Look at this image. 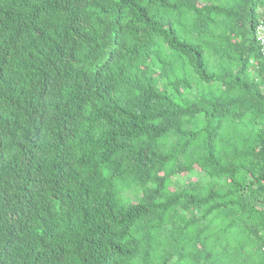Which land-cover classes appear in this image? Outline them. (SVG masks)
Returning <instances> with one entry per match:
<instances>
[{"label": "clouds", "instance_id": "1", "mask_svg": "<svg viewBox=\"0 0 264 264\" xmlns=\"http://www.w3.org/2000/svg\"><path fill=\"white\" fill-rule=\"evenodd\" d=\"M59 2L65 9L57 16L61 39L68 33L67 52L76 41L72 31L82 27L79 5L76 0ZM97 3L109 14L94 9L90 17L96 29L94 41L81 48L79 61L66 55L58 63L44 55L31 60L27 55L32 52L27 44L37 35L34 30L41 29L47 18L41 11L42 0H32L23 11L10 0H0L14 9L11 18L0 14V44L13 32L25 44L24 49L14 47L7 57L0 53V113L6 117L0 119V264H177L181 254L210 250L207 234L173 237L165 231L158 235L148 227L149 217L126 221L127 227L113 225L111 237L107 232L94 234L91 220L82 227L63 226L64 213L75 211L77 205L98 217L104 211L105 192L113 194L122 213L134 208L143 201L138 190H144L135 177L147 170L137 165L159 167L162 156L168 158L170 169H186V177L227 179L230 188L235 181L233 191L246 198L244 203L254 202L257 190L256 199L264 201V0ZM169 23L190 48L160 57L163 74L149 79L154 54L160 55L155 52L158 43L140 53L139 63H146L147 69L128 72L121 67L115 75L106 73V42L114 37L119 42L126 27L137 38H165ZM161 79L179 87L185 99V85L190 86L189 96L203 89L224 93L223 99L215 111L206 109L208 116L198 112L190 118L151 99L152 87ZM190 102L182 107L188 108ZM127 121L139 123V131L132 132ZM169 139L175 143L162 147ZM118 144L134 147L113 151ZM87 146L96 155L107 156L104 166L111 170V179H85L88 172L81 155ZM140 149L144 151L137 157ZM30 196L34 207L26 203ZM258 207L264 209V203ZM39 217H50L54 226L46 230ZM106 222L113 224L108 218ZM247 231L251 237L245 235L238 243L230 236L216 237L218 248L224 240L228 246L224 260L215 264H264V219L258 228L255 221L249 223ZM181 264L213 261L186 259Z\"/></svg>", "mask_w": 264, "mask_h": 264}, {"label": "trees", "instance_id": "2", "mask_svg": "<svg viewBox=\"0 0 264 264\" xmlns=\"http://www.w3.org/2000/svg\"><path fill=\"white\" fill-rule=\"evenodd\" d=\"M31 2L32 0H10V3L16 7H20L21 11L28 8ZM76 2L79 5V20L82 27L72 31V36L76 37V41L79 42L74 41L73 46L69 47L66 52L65 45L68 33L65 31L63 33L64 38L61 39L59 31L61 23L57 16V12L64 11L65 9L61 7L59 0H42L43 7L41 11L45 13L47 18L43 21L41 29L34 30L37 32V35L27 44V46L32 48V52L27 53L30 60L44 55L46 59H50V61L54 59L59 63L67 55L73 62L79 61L80 57L78 53L81 48L90 46L95 39L96 29L91 27L90 20V17L95 15L94 9H98L104 15H108L109 10L98 4L97 0H76ZM13 12V8H6L3 4H0V14H3L4 17L11 18ZM141 19L146 20V17L142 16ZM85 28H90L91 32L84 31ZM167 33L168 36L165 38L155 36L137 38L126 27L125 35L119 39V42L114 37L110 42L105 43L107 54L105 64L108 66L106 73L115 75L116 72L120 71L121 67L128 72L133 71V69L139 71V67L147 69L146 63H139L143 59L140 53L144 51L145 47L158 43L159 47L155 48V52H158L160 55L155 56L154 54L153 73L149 79L163 74L164 66L160 57L175 54L178 48H190V45L184 43L180 38V34L171 23L167 25ZM133 40L136 41L135 44H133ZM16 46H19L21 49L25 48V44L18 39V33L13 32L9 34L7 40L0 44V53L7 57L9 52ZM99 47L97 45V48ZM92 51H95V49H92ZM125 56L128 57L127 61H125ZM199 56L200 54L197 53L198 59ZM122 61H124L123 64L121 63ZM53 67H55V64H53ZM101 67H104V65H101ZM157 67L159 68V72L155 71ZM46 75V73H41L42 77ZM65 76L69 79L71 78L70 73L66 72ZM108 78L110 79V76ZM108 86L106 85V87ZM112 86H114V83H112ZM216 90L220 91L219 87ZM188 93H190L189 85H185V96L187 97L185 99L181 96V89L179 87L165 84L161 79L152 87L150 96L153 101L173 106L179 112L188 114L191 118L198 112H202L204 116H208L209 111L206 109L215 111L224 95V93L215 95L212 91L205 92L203 89L195 96H189ZM136 99L139 101V97ZM189 101H191L189 107L183 108L182 105ZM200 105L204 107H200ZM0 119H6L3 113H0ZM127 123L130 125L132 132L139 131V123H132L131 121H127ZM132 132L128 133L129 137H132ZM132 138L134 139V137ZM172 143H175V141L171 139L166 140L162 147L168 148ZM131 147L134 146L118 144L114 145L112 150L119 152L125 149L131 150ZM143 151L144 149L137 151L136 156L139 157ZM151 156L155 158L156 153L152 152ZM125 158L127 159V157ZM143 159L148 160V156H144ZM167 160L166 156L160 157L159 167L155 163L151 165V168L148 165H144L143 162L137 165V167L147 170L137 174L135 177V180L144 190H138V195L143 197V201L136 204L134 208L130 206L127 211L122 213L113 200V194L105 192V199L102 205L104 211L99 213L98 217L93 216L89 208L77 205L75 211L69 210L64 213L63 226L82 227L88 220H91L93 221L91 228L94 229V234L99 233L102 236L107 232L111 237L115 235V233L109 232V229L113 225L124 224L127 227L126 221L132 222L135 218L149 217L150 219L147 221L148 227L154 229L158 235H163L165 231L173 237L202 236L207 234L211 241L210 250H201L195 254L189 253L187 257L181 254L178 256L177 264H181L186 259H203L205 261H213V264H215L216 260H224V250L228 246L227 240L220 242L218 248L216 237L220 235L230 236L237 243L245 235L251 237L252 233L247 231L249 223L255 221V227L258 228L261 220L264 219V209L258 207L264 201L256 199L260 190H257L253 196L254 202L244 203L243 199L246 198H242V195H238L236 191H233V188L236 186L235 181L230 188L228 187L227 179L212 182L208 175L205 176L204 180H200L198 177H186L187 170L182 168L169 169V176H164L167 169ZM81 161L82 167L88 172V175L85 177L86 180L94 182L93 178L96 176L105 180L111 179V170L104 166L108 164V158L104 153L96 155L91 151V147L87 146L81 155ZM135 162V159H133L132 163ZM171 177L174 178L172 182ZM193 180L197 182L194 183ZM166 185L172 187L173 192H167ZM89 188H91V183H89ZM82 194L84 197H87L88 189H84ZM26 203H28L29 207H34L35 205V201L31 196ZM39 218L46 230L54 226V222L50 217ZM106 218L111 219L113 224H108ZM163 264H166V261Z\"/></svg>", "mask_w": 264, "mask_h": 264}, {"label": "rangeland", "instance_id": "3", "mask_svg": "<svg viewBox=\"0 0 264 264\" xmlns=\"http://www.w3.org/2000/svg\"><path fill=\"white\" fill-rule=\"evenodd\" d=\"M169 169H170V168H169V167H167V169H166V172H165L164 176H169V173H168V172H169ZM171 179H172V180H171V182H172V181L174 180V178H172V177H171ZM165 188H166V191H167V192H173V189H172V187H170V186H167V185H166V187H165Z\"/></svg>", "mask_w": 264, "mask_h": 264}]
</instances>
